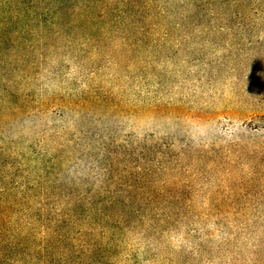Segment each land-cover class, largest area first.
Instances as JSON below:
<instances>
[{
    "label": "trees",
    "instance_id": "obj_1",
    "mask_svg": "<svg viewBox=\"0 0 264 264\" xmlns=\"http://www.w3.org/2000/svg\"><path fill=\"white\" fill-rule=\"evenodd\" d=\"M71 17L75 41L91 29L105 38V61L120 58L117 81L124 58L131 79L144 84L150 76L155 83L145 94L155 105L182 102L192 112L219 113L234 106L244 126L264 130V0H85L54 26L39 27H62ZM16 54L18 44L12 76L0 78V118L21 111L18 99L36 102L30 69L13 73ZM163 67L169 70L159 72ZM82 81L81 93L72 91L61 109L71 101L132 107L130 95ZM157 154L139 156L135 173L109 186L80 191L48 186L0 154V264H264V202L248 200L264 197V153L221 154V174L216 162L200 172L187 153Z\"/></svg>",
    "mask_w": 264,
    "mask_h": 264
},
{
    "label": "rangeland",
    "instance_id": "obj_2",
    "mask_svg": "<svg viewBox=\"0 0 264 264\" xmlns=\"http://www.w3.org/2000/svg\"><path fill=\"white\" fill-rule=\"evenodd\" d=\"M84 1L0 0V78L12 76V45L18 44L19 54L14 57L17 71L13 73L23 75L30 69L27 82L33 85L32 99L36 101L18 99L14 107L21 111L0 118V154L21 162L48 186L80 191L109 186L125 171L135 173L136 161L143 155L153 159L157 153H167L168 157L187 153L200 172L210 171L216 162L213 170L221 174L225 169L220 168L224 165L221 157L226 153H264V130L252 131L244 126L246 119L231 110L234 106L219 113L200 106L192 112L186 110L189 104L183 106L178 100L155 105L152 96L145 94L153 90L155 82L147 74L144 84L141 79H131L128 74L133 72L126 68V58L117 81L115 60L120 58L106 62L111 55L102 47L105 38L102 34L92 36L91 29L86 30V40L75 41L79 35L72 27L76 17L63 21L62 27H39L54 26L70 5L79 7ZM19 2L22 4L17 9ZM16 17L23 20L20 26ZM113 33L116 36L118 31L110 30L109 34ZM187 46L191 53L192 46ZM29 50L32 53L28 55L25 51ZM163 58H171L173 65L177 62L172 55ZM96 59L98 67L91 64ZM167 70L163 67L159 72ZM83 77L93 81L94 87L104 83L103 89L130 95L132 107H81L71 101L69 107L61 109L72 91L75 96L81 93ZM165 87L157 83L160 90ZM140 100L143 102H136ZM37 104L44 107L41 112L30 109ZM252 196L248 200L264 202V197Z\"/></svg>",
    "mask_w": 264,
    "mask_h": 264
}]
</instances>
